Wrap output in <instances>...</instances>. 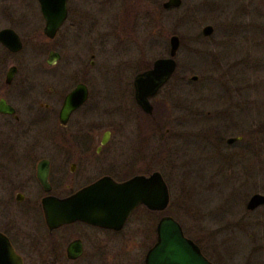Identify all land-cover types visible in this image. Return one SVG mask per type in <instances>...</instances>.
Wrapping results in <instances>:
<instances>
[{
    "label": "rangeland",
    "instance_id": "rangeland-1",
    "mask_svg": "<svg viewBox=\"0 0 264 264\" xmlns=\"http://www.w3.org/2000/svg\"><path fill=\"white\" fill-rule=\"evenodd\" d=\"M164 1L141 0L136 23L126 29L113 17L117 0H106L103 7L87 0L70 1L82 12L90 33L82 42L69 35L70 46L60 53L58 64L94 62L84 109L95 97L100 106L90 111L89 119L107 115L117 124L124 122L123 150L137 141L134 147L148 146L155 157L158 154L155 169L167 165L169 216L197 242L208 261L264 264V206L245 210L250 195H264V0H181L178 8L162 9ZM11 3L16 16L37 23L34 0ZM152 9L153 14H146ZM204 26L212 28L207 37L200 35ZM172 35L179 41L176 67L155 98L165 103L168 114H159L158 125L148 129V141L141 142V134L135 138L131 133L134 114L128 82L140 63L150 66L167 56ZM44 58L43 53L42 62ZM192 76L195 81L189 79ZM222 84L245 91L222 94ZM216 112L226 118L215 119ZM216 122L223 139L241 136L242 141L212 146ZM51 137L42 133L41 145L52 146ZM129 224L138 229L142 264L146 246L141 243L146 238L139 229L147 226L143 213Z\"/></svg>",
    "mask_w": 264,
    "mask_h": 264
},
{
    "label": "flooded vegetation",
    "instance_id": "flooded-vegetation-1",
    "mask_svg": "<svg viewBox=\"0 0 264 264\" xmlns=\"http://www.w3.org/2000/svg\"><path fill=\"white\" fill-rule=\"evenodd\" d=\"M70 1L66 0L65 19L50 38L44 33L45 22L37 0H34L37 23L14 14L12 9L18 1L0 0V33L8 31L0 40V236L21 264H139L138 229L129 223L142 212L147 225L139 229L147 239L141 243L146 246L141 262L144 264L145 254L156 239L157 222L162 217H170L169 201L161 212L143 205L134 208L116 229L83 221L51 226L45 221V211L52 212L55 208L43 207L44 199H67L99 181L120 184L136 177L149 178L156 172L169 196L167 165L155 169L158 154L155 157L152 148L134 147L136 141L131 149L123 150L124 122L117 124L107 115L89 119L90 111L100 106L95 97L84 109L88 104L89 78L94 71L90 67L94 62L58 64L60 53L70 46L69 35L74 34L81 41L90 33V26H84L82 12L75 5L72 7ZM117 1L114 20L123 23L125 29L132 28L140 15L141 0ZM87 2L99 7L106 4V0ZM149 13L153 14V9L146 12ZM123 32L133 35L131 30ZM152 63L145 67H142L145 63H140L128 82V97L134 114L130 119L131 133L135 138L141 134V142L148 141L149 127L154 123L158 125L159 114L167 115L169 109L155 99L169 80L152 97L146 98L150 113L137 104L135 78L149 70ZM79 86L85 89V99L61 119L66 97ZM220 87L222 94L241 91L243 95L245 91L244 87L241 90L229 89L223 84ZM154 113L158 117L156 122ZM218 118L226 117L216 112L215 119ZM42 133L52 136V146L41 145ZM219 133L216 122L211 134L212 146H231L242 141V137L237 136L234 138L238 140L228 143L234 138L223 139ZM108 195L110 192L106 190H94L88 191L84 199ZM77 209H81V205H77ZM3 251L0 247V257Z\"/></svg>",
    "mask_w": 264,
    "mask_h": 264
},
{
    "label": "water",
    "instance_id": "water-1",
    "mask_svg": "<svg viewBox=\"0 0 264 264\" xmlns=\"http://www.w3.org/2000/svg\"><path fill=\"white\" fill-rule=\"evenodd\" d=\"M37 1L45 22L44 33L47 37L52 38L58 26L65 19L66 0ZM180 4V0H166L161 7L163 9L178 8ZM7 32L0 33V40L2 34ZM211 32L210 26H204L200 34L207 37ZM178 46V37L170 36L167 57L154 60L149 70L135 78L134 84L138 90L135 95L136 101L146 113L151 111L146 98L152 97L159 87L169 80L175 70L174 57ZM189 79L195 81L196 77L192 76ZM85 96V89L80 86L71 92L64 101L61 119L77 107L85 99ZM238 139H230L228 143ZM94 190H106L110 192V195L97 199L91 197L88 201L85 200L86 193ZM168 201L167 188L160 175L155 172L149 178L136 177L120 184L99 181L67 199L46 198L43 200V207L55 208L52 212L46 210L44 213L46 223L51 226L83 221L92 225L116 229L124 223L134 208L143 205L151 211L161 212L167 207ZM77 205H81V209H77ZM263 205L264 195L254 193L247 199L245 209L253 211ZM155 233V242L147 250L144 264H212L203 256L199 247L184 236L180 225L173 218L162 217L156 224ZM0 247L4 249L0 257L1 263L21 264L2 236H0Z\"/></svg>",
    "mask_w": 264,
    "mask_h": 264
},
{
    "label": "trees",
    "instance_id": "trees-1",
    "mask_svg": "<svg viewBox=\"0 0 264 264\" xmlns=\"http://www.w3.org/2000/svg\"><path fill=\"white\" fill-rule=\"evenodd\" d=\"M155 115V114H154ZM195 243H197V242H195ZM198 246V245H197Z\"/></svg>",
    "mask_w": 264,
    "mask_h": 264
}]
</instances>
